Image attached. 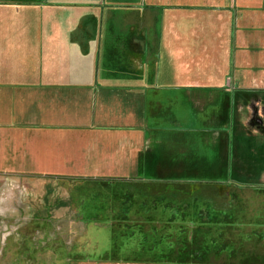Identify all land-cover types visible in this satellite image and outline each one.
I'll return each instance as SVG.
<instances>
[{"label":"crops","instance_id":"0c3cea01","mask_svg":"<svg viewBox=\"0 0 264 264\" xmlns=\"http://www.w3.org/2000/svg\"><path fill=\"white\" fill-rule=\"evenodd\" d=\"M0 5V121L32 162L191 194L225 182L243 108L264 145V0Z\"/></svg>","mask_w":264,"mask_h":264},{"label":"rangeland","instance_id":"374dc122","mask_svg":"<svg viewBox=\"0 0 264 264\" xmlns=\"http://www.w3.org/2000/svg\"><path fill=\"white\" fill-rule=\"evenodd\" d=\"M245 109L231 123L225 182L193 184L196 195L188 184L160 195L149 180L48 169L0 121V264H264V145L239 141L237 130L260 126Z\"/></svg>","mask_w":264,"mask_h":264}]
</instances>
